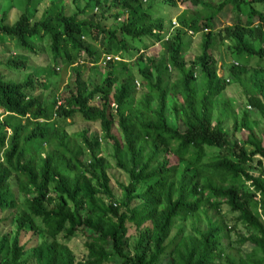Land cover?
I'll use <instances>...</instances> for the list:
<instances>
[{
  "label": "trees",
  "instance_id": "1",
  "mask_svg": "<svg viewBox=\"0 0 264 264\" xmlns=\"http://www.w3.org/2000/svg\"><path fill=\"white\" fill-rule=\"evenodd\" d=\"M39 1L24 0L10 22L0 12V38L34 54L46 51L73 77L67 94L45 102L25 56L0 58V228L10 221L4 210L25 206L12 231L0 229V264H101L114 255L123 264H159L161 255L173 264H264V0H189L171 29L166 12L175 0H48L38 7ZM224 8L232 19L215 28ZM186 28L201 30L196 62L181 57ZM155 41L162 52L145 54ZM217 43L244 56L225 66V76L217 73ZM168 66L178 74L170 83ZM228 82L249 105L239 114L220 98ZM168 99L176 101L170 109L181 114L182 129L168 121ZM247 108L261 117L262 131L254 130ZM75 116L97 123L101 135L86 124L67 132L64 123ZM101 138L127 176L116 182L118 197L109 162L95 150ZM221 203L248 231L233 240L236 255L226 251L232 224L219 215ZM196 210L203 228L183 234L178 226L170 234L176 216ZM60 231L63 238L84 235L82 259L56 237ZM245 241L253 249L242 255Z\"/></svg>",
  "mask_w": 264,
  "mask_h": 264
},
{
  "label": "rangeland",
  "instance_id": "2",
  "mask_svg": "<svg viewBox=\"0 0 264 264\" xmlns=\"http://www.w3.org/2000/svg\"><path fill=\"white\" fill-rule=\"evenodd\" d=\"M48 2V0H40L37 4L38 7L43 6ZM78 3V2H77ZM176 6H173L170 8L166 14L170 15L171 18H174L175 15L184 8L189 9L190 1L189 0H175ZM24 0H0V12L5 11V19L6 21L10 22L12 21L17 13L23 8ZM80 4V3H78ZM264 11V5H261L259 7ZM91 12L87 14V16H91ZM170 18V19H171ZM231 20V14L230 11L226 8L222 9L217 13V15L214 18V25L215 28L218 26H222L225 23L229 22ZM200 31L198 30L196 32H193L192 34H186L185 36V45L181 54V57L183 60H194V57L196 53L199 52V40H200ZM212 50L213 56L216 59L217 64V73L220 75L225 76V66L233 62V60H236L237 62L242 61L244 59L243 55H234L229 52H227L224 49L223 44H215ZM163 48L160 45V43L156 44V42H152L149 46L146 47L145 54L155 55L158 56L162 52ZM98 52L97 49L94 50V53ZM7 55H19V56H25L27 59L28 64V70L29 71H36V74L38 73V76L40 80H42V86H39L38 90L36 91V94L41 97L45 102L52 101L56 96L64 95L69 92V89L71 85H69L68 81L72 79L73 74L71 73L69 68H62V64L59 63L57 59L51 60L47 52L42 53H32L28 50H24L21 48L12 38L2 36L0 38V58L5 59ZM84 55V53H82ZM100 55V54H99ZM99 58V57H98ZM97 58V59H98ZM129 63H132L133 60H128ZM196 62V61H195ZM97 63H100V60L97 61ZM129 68H131L132 71L134 69L131 64L125 63ZM27 70V69H26ZM168 76H167V83L172 82L177 77V71L176 68L168 67L167 68ZM4 73L7 74L10 77L13 78H19L22 76L23 71H11V70H4ZM135 75V74H134ZM195 84L199 88L201 86V79L198 73V67H196V74H195ZM220 98H224L232 104L234 107V110L237 114L240 113V111L243 109V107H246V103L243 101L242 94L240 91V88L237 86V84L233 82H228L225 87L220 92ZM172 98H170L171 100ZM168 99L167 103V118L168 121L176 125L179 129L183 128L182 123V117L181 114L173 111H171L170 108L176 107V101L170 102ZM248 109V108H247ZM248 115L249 118L252 119L254 122L253 128L256 131H262L263 130V124L261 117L252 110L248 109ZM78 116H75V121H71L70 118H67L64 126L67 130V132H74L77 127H80L82 124H86L88 126V130L90 134L95 136H100L101 131L98 129V125L95 122L91 123H85L78 120ZM230 124L231 120L230 118H225L224 126L230 130ZM77 126V127H76ZM240 128L238 131L235 132V136L240 134ZM242 131V130H241ZM245 130H243L244 133ZM208 150L214 151L215 148L207 147ZM95 150L98 152H101L109 162V166L107 168L108 176H109V185L116 197L120 196V189L117 186L116 182H123L125 183L127 181V176L124 171L118 169L115 165H113V161L109 158L108 151L110 150L108 147V144L106 141L101 138L99 140L98 145L96 146ZM210 154V152L207 153V155ZM263 165V173H264V164ZM255 172L259 170V168H252ZM246 184H243V187H245ZM20 195V194H19ZM25 206L23 203H19L17 207L11 209L4 210V214H6L9 218V223L5 226H2L0 229L1 231H12L14 228V221L13 218L24 212ZM2 213V214H3ZM219 215H221L222 220L225 221L227 224H232V226L229 228V231L227 233L226 237H223L224 243L227 242L228 245H230L226 251L232 253L233 255L237 254L236 248L231 247V244L233 245V240L237 237L238 234H245L247 233V229L243 222L240 220L232 221L233 217L236 215V211H231L229 207L221 203L219 206ZM204 217L201 210H196L194 212L190 213H182L179 216H176L174 218V223L172 226V229L170 231V234H172L178 226H182V233L183 234H192V227L195 226L199 229L204 227ZM29 234V232L27 233ZM40 237H48L44 234L39 235ZM25 237V236H24ZM59 240H63L66 242V244L71 248L74 256L76 259H82L84 256V246H83V240L84 235H82L81 232H75L73 235H71L69 238H63L61 236V231L56 236ZM135 235L130 237L128 239V246L125 247V252L130 253L131 252V245L133 242ZM37 239L39 237H36ZM253 249L252 244L248 241L243 242L239 246V252L240 254H247ZM259 252L255 251L253 254L254 257L258 256ZM101 264H123L122 258L118 257L117 255H114L111 259L106 260L102 262ZM159 264H173L168 255H161Z\"/></svg>",
  "mask_w": 264,
  "mask_h": 264
},
{
  "label": "clouds",
  "instance_id": "3",
  "mask_svg": "<svg viewBox=\"0 0 264 264\" xmlns=\"http://www.w3.org/2000/svg\"><path fill=\"white\" fill-rule=\"evenodd\" d=\"M219 12V11H218ZM217 12V13H218ZM230 14H231V19H232V12H230ZM231 21V20H230ZM229 21V22H230ZM229 22H227V23H229ZM227 23H225V24H227ZM224 24V25H225ZM178 25V21H177V19L174 17V18H171L170 19V24H169V29H171L172 27H175V26H177ZM201 30H207V28L206 27H203ZM169 31V30H168ZM168 31L164 34V36H163V39L164 38H166V36L168 35ZM186 31L188 32V34L190 35V34H192L194 31H192L191 29H189V28H186ZM196 32V31H195ZM156 42V44H157V42L158 41H155ZM104 57L105 58H112V59H119L120 57L118 56V55H115V54H108V55H104ZM237 61L236 60H233V63H236ZM169 67V66H168ZM135 85L136 86H138V82L137 81H135ZM246 107H248L249 108V105L247 104L246 105Z\"/></svg>",
  "mask_w": 264,
  "mask_h": 264
}]
</instances>
